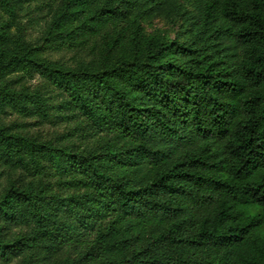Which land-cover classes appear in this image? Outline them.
<instances>
[{
  "label": "trees",
  "instance_id": "1",
  "mask_svg": "<svg viewBox=\"0 0 264 264\" xmlns=\"http://www.w3.org/2000/svg\"><path fill=\"white\" fill-rule=\"evenodd\" d=\"M44 2L64 38L126 20L135 47L99 71L34 61L67 96L55 110L75 112L97 145L69 151L0 127V158L21 182L50 169L58 190L21 189L0 218L32 227L53 258L66 250L65 264H264V0ZM154 17L174 27L172 40L141 39ZM29 60L1 61L0 72ZM44 102L4 105L28 116L34 104L46 118ZM13 244L0 242L1 258L24 245Z\"/></svg>",
  "mask_w": 264,
  "mask_h": 264
},
{
  "label": "rangeland",
  "instance_id": "2",
  "mask_svg": "<svg viewBox=\"0 0 264 264\" xmlns=\"http://www.w3.org/2000/svg\"><path fill=\"white\" fill-rule=\"evenodd\" d=\"M18 1H21L18 6L14 7L12 3V14L0 10V62L14 56L25 57L31 62L12 64L0 72V127L5 130L6 136L18 133L37 142H48L56 148L69 151H83L95 147V138H81L78 129L84 127V121L76 117L78 115L75 112L63 108L60 111L55 110V107L63 105L67 96L37 72L34 61H47L62 68L99 71L107 61L110 64L113 62L115 54H127V51L135 47V29L130 22L121 20L108 24L96 37L68 39L64 38L65 32L51 30L54 11L44 5L45 0ZM173 29L167 21L154 17L142 23L140 37L144 40L148 37L172 40ZM11 96L21 99L26 96L35 97L40 103L45 101L44 103L54 108L48 111L46 118H40L36 117L39 110L35 105H27L31 110L29 115H21L4 105ZM28 101L35 100L30 98ZM21 173L20 169L12 170L11 165L0 158V203H3L1 207L5 211L16 210L19 201L17 193L21 189H33L35 192L45 190V195L58 193L57 188L48 187L52 185L50 183L57 182L50 169H47V176L41 182L27 177L23 184ZM7 201L10 203L7 204ZM32 229L17 226L4 217L0 218V242L14 245L13 242L20 239L24 244L16 247L6 258L0 257V264H65L66 250L60 251L54 258L43 250L39 251L37 247L40 243L32 240L30 236Z\"/></svg>",
  "mask_w": 264,
  "mask_h": 264
}]
</instances>
